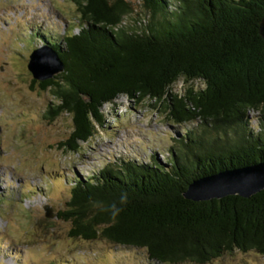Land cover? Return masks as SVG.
Returning a JSON list of instances; mask_svg holds the SVG:
<instances>
[{
    "label": "trees",
    "instance_id": "trees-1",
    "mask_svg": "<svg viewBox=\"0 0 264 264\" xmlns=\"http://www.w3.org/2000/svg\"><path fill=\"white\" fill-rule=\"evenodd\" d=\"M70 1L76 22L59 36L36 29L45 35L35 40L62 65L38 82L58 101L47 119L72 117L62 145L87 142L102 107L120 96L163 103L183 134L163 162L121 157L74 179L55 212L68 235L141 249L155 264H207L234 250L264 256V189L207 201L184 195L198 178L264 163V0H141L148 15L133 25L124 21L127 0ZM179 81L181 93L172 90ZM8 197L0 193V203Z\"/></svg>",
    "mask_w": 264,
    "mask_h": 264
},
{
    "label": "rangeland",
    "instance_id": "rangeland-1",
    "mask_svg": "<svg viewBox=\"0 0 264 264\" xmlns=\"http://www.w3.org/2000/svg\"><path fill=\"white\" fill-rule=\"evenodd\" d=\"M127 1L132 7L127 24L147 17L141 0ZM76 16L70 0H0V193L9 196L0 203V264H155L141 249L72 238L70 223L55 215L64 208L74 179L121 157L146 161L155 154L163 162L174 138L183 134L163 103L120 96L102 107L103 124L87 142L75 150L62 145L72 135V117L62 113L47 119L49 105L58 101L50 89H41L26 65L41 47L38 36L61 35ZM183 87L179 81L172 90L181 93ZM249 116L255 125V112ZM45 206L53 217L44 215ZM207 264H264V256L234 250Z\"/></svg>",
    "mask_w": 264,
    "mask_h": 264
},
{
    "label": "water",
    "instance_id": "water-1",
    "mask_svg": "<svg viewBox=\"0 0 264 264\" xmlns=\"http://www.w3.org/2000/svg\"><path fill=\"white\" fill-rule=\"evenodd\" d=\"M260 34L264 38V19L260 25ZM34 80L45 81L62 71L57 52L47 45L37 47L29 55L26 65ZM264 189V163L225 169L215 174L198 178L188 186L184 194L193 201L219 199L227 195H250ZM44 215L54 216L52 208L45 206Z\"/></svg>",
    "mask_w": 264,
    "mask_h": 264
}]
</instances>
